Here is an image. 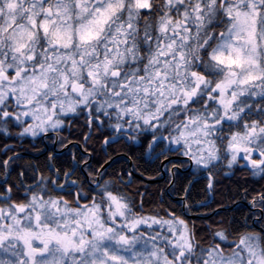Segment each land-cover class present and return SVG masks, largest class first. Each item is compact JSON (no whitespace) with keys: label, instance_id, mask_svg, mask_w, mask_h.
I'll return each instance as SVG.
<instances>
[{"label":"snow or ice","instance_id":"6c2138e0","mask_svg":"<svg viewBox=\"0 0 264 264\" xmlns=\"http://www.w3.org/2000/svg\"><path fill=\"white\" fill-rule=\"evenodd\" d=\"M0 264H264V0H0Z\"/></svg>","mask_w":264,"mask_h":264},{"label":"trees","instance_id":"16d2710c","mask_svg":"<svg viewBox=\"0 0 264 264\" xmlns=\"http://www.w3.org/2000/svg\"><path fill=\"white\" fill-rule=\"evenodd\" d=\"M217 198H218V199H221L222 197H219V196H218Z\"/></svg>","mask_w":264,"mask_h":264}]
</instances>
